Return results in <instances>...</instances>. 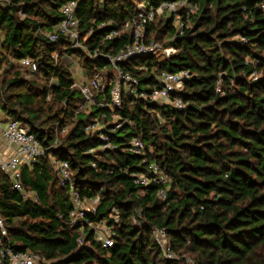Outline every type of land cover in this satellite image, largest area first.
I'll return each instance as SVG.
<instances>
[{
	"label": "trees",
	"instance_id": "obj_1",
	"mask_svg": "<svg viewBox=\"0 0 264 264\" xmlns=\"http://www.w3.org/2000/svg\"><path fill=\"white\" fill-rule=\"evenodd\" d=\"M67 0H5L0 2V71L10 55L32 58L42 84H29L16 71L0 86V108L6 117L27 126L47 153L31 167L23 166V185L37 200L12 189L0 168V216L8 225L15 251L28 250L50 264H264V11L260 0H195L199 11L186 34L173 39L171 18L156 17L147 32L176 52L159 59L149 55L124 65L140 86L156 84L155 75L189 70L192 77L179 93L185 108L124 96V124L114 132L88 134L84 125L103 108L76 115L79 91L70 64L52 53L79 55L64 38L48 41L43 33L60 22ZM162 0H79L81 30L93 32L89 48L100 44L117 52L129 35L102 42L138 12L137 4ZM23 14V17L20 14ZM86 73L107 65L103 57H82ZM146 64L141 71L133 66ZM258 73L256 80L253 73ZM51 78L54 82H48ZM106 96L111 90L108 86ZM51 94V99H47ZM73 124L65 135L60 130ZM133 136L147 149V162L128 151ZM58 139V142L56 140ZM109 143L112 147L109 146ZM89 150H93L89 152ZM52 158L68 160L71 185L82 199L94 200L83 222L72 224L70 185L62 186ZM155 161L166 172L165 199L160 186L141 187L132 173ZM93 163L96 167H93ZM115 216L118 220H115ZM106 221L115 231L113 246L95 237L92 224ZM165 230L176 258L164 256L154 230ZM84 238V244L80 239Z\"/></svg>",
	"mask_w": 264,
	"mask_h": 264
},
{
	"label": "built area",
	"instance_id": "obj_2",
	"mask_svg": "<svg viewBox=\"0 0 264 264\" xmlns=\"http://www.w3.org/2000/svg\"><path fill=\"white\" fill-rule=\"evenodd\" d=\"M4 3L5 0H0ZM259 6L264 11V0L259 1ZM79 0H67L60 6L62 18L58 25L52 31L43 33L44 37L53 43L59 42V39L64 38L68 41L67 47L76 50L83 57L96 59L103 57L107 61V65L101 68H96L92 75L86 73L85 67L82 68L80 81L77 82L75 76L71 88L77 89L80 95V101L75 104L74 113L76 115L83 112H89L93 107L103 108V111L94 119L87 122L83 129L88 134L100 133L105 140V130L114 132L124 124V119L120 115V110L123 108L124 96L133 95L143 101L154 102L159 105H169L176 110L185 108L186 103L183 102L179 93L184 89V83L192 77L189 70L181 69L178 72H170L162 70L155 75L156 84L153 86H140L139 78L130 70H126L124 65L131 63L134 60H139L145 56L162 54L164 58L170 57L176 52L174 46H164L161 48L159 43L150 37L147 29L148 25L160 15H165L171 18L175 27L173 39H177L186 34L192 24L193 16L199 11V4L195 0H162L158 5L143 2L137 4L138 12L135 16L127 19L125 23L119 27H114V23L102 22L99 27H111L102 36V42H110L113 39L129 35L130 41L117 52L106 53L102 51L100 44L94 48H89L87 42L93 30L87 32L81 30L80 21L78 18ZM161 48V49H160ZM56 53V54H55ZM55 54V55H54ZM68 55L63 51L61 55ZM52 57L58 62L60 55L57 52L52 53ZM20 62L31 71L37 70V62L32 58L20 59ZM135 69L145 71L148 67L145 64L133 66ZM114 72L110 77L105 75L107 71ZM109 74V73H108ZM252 79L258 78V73L252 74ZM54 82V79H50ZM108 86L111 90L109 96H106ZM125 90V92H124ZM47 99H51V94ZM67 128H62L60 134H64ZM0 135L7 145L12 148V153L3 155L0 153V168L5 171L11 180L12 189L20 191L24 198H33L37 200V195L34 192L25 189L23 185V166L31 167L41 157L47 153L41 140H39L34 132L22 124L18 119L7 117L5 120L0 118ZM58 142V139L56 140ZM109 146L111 144L109 143ZM93 150H89L92 152ZM128 151L143 157V162H147V149L145 143L140 137L133 136L128 144ZM53 167L57 176L60 179L62 186L70 185L72 188L70 199L73 208L70 210V219L72 224L83 222L86 211H95L96 205L91 207L86 206L85 199H82L77 191L71 185L72 172H70V163L68 160H57L52 158ZM93 167L96 164L93 163ZM133 182L143 188L150 184H156L159 187L158 196L165 199L170 181L169 175L164 172L155 162H149L146 166V171L132 173ZM115 220L118 217L115 216ZM96 234H99L105 228L104 237H96L98 241L103 243V246H113L115 241V231L110 228L106 221L101 220L96 224L91 225ZM8 225L0 216V264H50L44 257L39 254H34L28 250L15 251L8 242ZM154 235L159 243L164 256L169 259L176 258V254L171 251L168 241V236L165 230L155 229ZM82 242V239L79 240Z\"/></svg>",
	"mask_w": 264,
	"mask_h": 264
},
{
	"label": "rangeland",
	"instance_id": "obj_3",
	"mask_svg": "<svg viewBox=\"0 0 264 264\" xmlns=\"http://www.w3.org/2000/svg\"><path fill=\"white\" fill-rule=\"evenodd\" d=\"M23 17V14H20ZM1 35V34H0ZM151 39L154 40L152 33H150V37ZM168 41V39H164L161 42H158L159 45L164 48L166 42ZM160 48V49H161ZM56 54V53H55ZM54 54V55H55ZM82 55H61L60 57V61L63 62H67L70 64L69 66V70L70 73H72V76H75V79L77 82L80 81V77H81V72H82V68L84 67L83 65V59H82ZM156 57H158L159 59L164 58L162 54H157ZM7 60L1 63V71H0V86L5 88L8 85L9 80L14 76V73L16 71H18L22 77L29 83V84H42V80L43 78H41L40 76L37 77V75L34 73V71H31V69L25 67L20 61L15 60V58H12L10 55H7ZM108 73H105V75H108L109 77L111 75L114 74V72H112L111 70L107 71ZM82 73H85L82 72ZM86 74V73H85ZM48 82H51V80H49ZM125 92V90H124ZM126 93V92H125ZM0 111L3 112V110L0 108ZM4 115V113H2ZM73 126V124H69V126H67V130H69L71 127ZM66 133V132H65ZM62 134V135H65ZM96 202L94 200H86L85 204L86 206L91 207L92 205H96ZM105 228H103V230H101V232L99 234H96V237H104L105 236ZM84 238L82 239L81 244H84ZM187 262L188 264H194L191 257L187 256Z\"/></svg>",
	"mask_w": 264,
	"mask_h": 264
},
{
	"label": "crops",
	"instance_id": "obj_4",
	"mask_svg": "<svg viewBox=\"0 0 264 264\" xmlns=\"http://www.w3.org/2000/svg\"><path fill=\"white\" fill-rule=\"evenodd\" d=\"M3 112L0 111V118L2 120H5L7 117L5 115L2 114ZM0 153L3 155H9L10 153H12V148H10L7 143L2 139L1 135H0Z\"/></svg>",
	"mask_w": 264,
	"mask_h": 264
}]
</instances>
